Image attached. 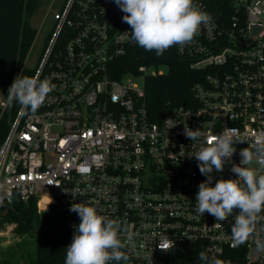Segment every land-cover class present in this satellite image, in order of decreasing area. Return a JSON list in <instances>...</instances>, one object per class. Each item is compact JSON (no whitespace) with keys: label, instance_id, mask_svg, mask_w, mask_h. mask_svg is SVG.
Wrapping results in <instances>:
<instances>
[{"label":"built area","instance_id":"obj_1","mask_svg":"<svg viewBox=\"0 0 264 264\" xmlns=\"http://www.w3.org/2000/svg\"><path fill=\"white\" fill-rule=\"evenodd\" d=\"M228 1L218 16L200 0H57L0 143V210L34 198L85 264H159L182 243L264 264V0ZM170 51L204 75L153 120L131 78L164 68L115 77L116 61Z\"/></svg>","mask_w":264,"mask_h":264},{"label":"trees","instance_id":"obj_2","mask_svg":"<svg viewBox=\"0 0 264 264\" xmlns=\"http://www.w3.org/2000/svg\"><path fill=\"white\" fill-rule=\"evenodd\" d=\"M200 1L218 16H221L218 12L221 8L230 6L228 0ZM38 6L39 0H0V92L3 96L12 93L7 108L0 109V143L32 73L30 69L21 68L36 34L30 17ZM139 64L165 70L162 75L147 76L144 80L146 107L153 120L174 107L189 105L192 102L190 89L204 75L202 71L190 69L185 59L170 51L164 56L150 53L145 58L130 52L117 59L114 76L130 74ZM6 224H12L19 240L14 246H0V264H85L62 221L49 210L37 212L34 198L23 201L14 195L12 202L0 210V228ZM225 258L208 257L202 244L182 243L161 255L159 264H224Z\"/></svg>","mask_w":264,"mask_h":264},{"label":"rangeland","instance_id":"obj_3","mask_svg":"<svg viewBox=\"0 0 264 264\" xmlns=\"http://www.w3.org/2000/svg\"><path fill=\"white\" fill-rule=\"evenodd\" d=\"M57 6V0H39V6L34 14L30 17L31 25L37 30L36 38L34 44L30 49L27 56V66L31 68L34 66L37 55L40 51L44 35L48 30V26L51 22L48 10H54ZM131 81L137 84L139 87L144 86V81L142 77H132ZM3 94L0 92V99ZM47 200H41V206L46 205ZM19 240V238L14 234L12 229V224L4 225V228H0V246L3 248L14 246V244Z\"/></svg>","mask_w":264,"mask_h":264}]
</instances>
